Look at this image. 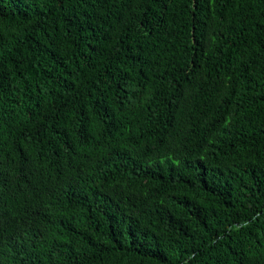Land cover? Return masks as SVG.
<instances>
[{"label": "trees", "instance_id": "obj_1", "mask_svg": "<svg viewBox=\"0 0 264 264\" xmlns=\"http://www.w3.org/2000/svg\"><path fill=\"white\" fill-rule=\"evenodd\" d=\"M0 264H264V0H0Z\"/></svg>", "mask_w": 264, "mask_h": 264}]
</instances>
